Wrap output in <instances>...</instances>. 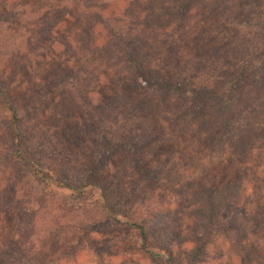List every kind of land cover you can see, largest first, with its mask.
<instances>
[{
	"label": "trees",
	"instance_id": "1",
	"mask_svg": "<svg viewBox=\"0 0 264 264\" xmlns=\"http://www.w3.org/2000/svg\"><path fill=\"white\" fill-rule=\"evenodd\" d=\"M38 1L0 0V264H60L85 248L99 264L116 253L176 264L167 248L182 241L190 245L186 264H204L219 234L231 245L264 235L259 215L229 216L249 178L262 183L245 203L264 195L258 174L264 162L254 156L264 131V21L250 14L262 6L256 0H125L117 6L64 0L62 22L44 38L34 19L21 29L30 10L48 19ZM14 34L26 41L28 56L4 49ZM61 44L72 55L66 62L50 56ZM47 60L51 68L43 67ZM78 103L84 110L76 112ZM169 130L227 135L242 167L221 184L209 176L177 183L179 210L164 213L147 190L162 182L173 190L150 157ZM52 201L59 202L57 215L48 235H40L28 224L30 206L38 203V213ZM113 224L137 240L99 246L96 233ZM29 230L36 234L24 244Z\"/></svg>",
	"mask_w": 264,
	"mask_h": 264
},
{
	"label": "rangeland",
	"instance_id": "2",
	"mask_svg": "<svg viewBox=\"0 0 264 264\" xmlns=\"http://www.w3.org/2000/svg\"><path fill=\"white\" fill-rule=\"evenodd\" d=\"M111 3L115 6L122 5L125 3V0H109ZM257 4L261 5L262 7L259 8L257 12L251 11L250 14H252L254 17V21H264V5L259 3V0H256ZM264 2V0H263ZM64 5V0H39L37 2V10H46V13L48 14V19L45 18L46 16H38L35 15H29L30 11L27 12V16L23 17V24L21 26L22 30H26V22L30 19L35 20V24H38L40 28L44 29V38L49 37L48 34L52 33L54 30H56L57 27H54V24L57 22H62V17L64 14L62 13V7ZM256 4L251 3V6H254ZM57 8H59L57 10ZM57 11H56V10ZM260 10H263L262 16L259 13ZM41 13H44L45 11H38ZM59 23V24H60ZM56 26V25H55ZM10 28H13V26H8ZM60 27H63V25H60ZM80 28V27H79ZM78 27L75 28L77 30ZM15 31V27H14ZM20 32H22L20 30ZM47 32V33H46ZM24 33H33L32 30ZM213 35H217V33H212ZM242 36H245L248 34V32L242 31ZM258 34V33H257ZM250 35V34H248ZM16 36V40L12 43H6L4 49H7V53H14L16 52L14 49L19 48V52L21 55L28 56L29 51L28 46L22 45V41L26 42L25 40H22L21 37L18 34H14V37ZM253 37L252 35H250ZM260 36V35H259ZM35 37V36H34ZM42 37V38H43ZM54 37L58 40V42H61L63 39L61 36H55ZM39 38V37H36ZM18 50V49H17ZM43 55L45 53H48V51H42ZM50 54V56L53 57H59L62 61L66 62L67 60H70L71 53L63 47V44L56 47V50H54ZM31 55V53H30ZM14 56V55H13ZM62 56V57H61ZM14 59V58H13ZM32 60V59H31ZM34 61V60H33ZM3 62V61H2ZM72 62V60H71ZM44 68H51L52 61L47 60L46 62H42ZM55 78V77H54ZM76 106V112L84 110L82 107L83 105L78 103L74 104ZM175 112H180L175 110ZM216 112L214 113L215 116ZM4 111L0 107V124L2 122V118L4 117ZM212 118V117H211ZM213 119V118H212ZM39 134H41V130L37 131ZM263 133V134H262ZM259 136H263L262 140H259L257 143V149L254 151V156L257 158L255 161L264 162V131L259 130ZM181 134L178 131L169 130L165 133V135H162L159 139V141L155 142V146L150 152L151 160H154V163L156 164L157 169L163 170V173L165 174V178H168L169 184L174 185L173 190L167 189L164 187L165 182H162L159 185L154 184L152 187L148 188V196L152 197L151 204L156 206L158 210L164 211V213H167L171 210H179V201L177 200L178 195L176 194L177 189L175 185L177 183H181L182 185H188L192 183L194 180L197 182L201 181L204 182L205 178L208 176L211 178H215V182L217 184H221L234 175H236L237 171L240 170L242 167V164L240 161L234 160L237 158V154L235 153V147L233 146V143L227 137V135L219 136L216 131H213L212 133H209L206 136L196 134L194 136H186ZM240 140V139H239ZM261 144V145H260ZM262 146V147H261ZM234 147V148H233ZM175 154V156H174ZM261 155V157H260ZM174 156V157H173ZM171 157V158H170ZM207 174V175H205ZM258 174L264 179V163L259 167ZM261 184V181H257V179L252 180L249 178L248 181V188L245 193L244 199L241 202V205L233 210V212H229V216L233 215L237 212H244L245 210L250 211L252 215H259V220L264 219V195L262 199H260L259 202L255 204H246L245 201L247 198H250L254 194V185L255 184ZM264 192V190H263ZM59 193L63 194H70L68 191H59ZM57 199H60L59 197ZM61 201V200H60ZM59 205V202L55 203L54 201L47 203V206L42 210L41 212H38L39 206L38 203H35L34 205L30 206V210L32 213V219L28 224H31L33 228H31L33 231L35 230L38 234H45L48 235V226L51 223V217L52 215H57V206ZM41 207V206H40ZM89 207H85V211L89 210ZM182 213V210H180ZM36 212V213H35ZM187 215L186 213H184ZM254 215V216H255ZM184 218V217H183ZM5 220V217H3ZM26 216L25 219L26 220ZM156 219V218H154ZM17 220V218H16ZM184 220H186V223L189 222V219L187 216H185ZM18 221V220H17ZM2 225H0L1 227ZM5 226V224H4ZM6 227V226H5ZM153 230L156 231V234L158 232V223L154 221L152 223ZM3 229V228H1ZM5 230H0L1 232ZM31 230L25 232L26 235L24 237L26 238L24 244H26L28 237L32 236L34 237L35 234H31ZM155 235V232H153ZM3 236V235H2ZM188 237V233L184 235V239ZM96 242L99 246H108L116 241H124L126 239H129V241L137 240V236H135L132 232L117 226L116 224L108 226L106 229L102 231V233L95 235ZM154 240V237H152V241ZM186 241L182 242H175L174 244H171L167 249L169 251H174V258L176 264H186V251L188 248H190V245L188 243H184ZM151 250L154 251L156 254H163L167 257L170 256V253L167 251H161L157 248L151 247ZM210 252H211V258L208 260V262L204 264H264V235H252L249 238L246 239V241L243 244L238 245H231L229 243V239L224 236L223 234H219L213 241V243L210 246ZM116 253V252H115ZM249 253V254H247ZM117 254V253H116ZM116 254H105L103 256V263L104 264H156L154 261H152L149 258H144L142 255H116ZM247 256H250L247 257ZM99 258L98 256L93 253L92 250L85 248L82 250L77 256L71 258V259H65L60 264H99L98 262Z\"/></svg>",
	"mask_w": 264,
	"mask_h": 264
}]
</instances>
